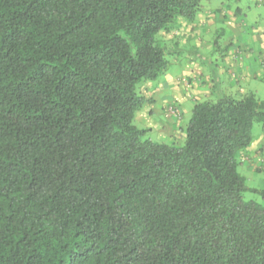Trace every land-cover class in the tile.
<instances>
[{
	"label": "trees",
	"instance_id": "1",
	"mask_svg": "<svg viewBox=\"0 0 264 264\" xmlns=\"http://www.w3.org/2000/svg\"><path fill=\"white\" fill-rule=\"evenodd\" d=\"M203 1L0 0V264H264V99L197 101L181 144L135 124Z\"/></svg>",
	"mask_w": 264,
	"mask_h": 264
},
{
	"label": "rangeland",
	"instance_id": "2",
	"mask_svg": "<svg viewBox=\"0 0 264 264\" xmlns=\"http://www.w3.org/2000/svg\"><path fill=\"white\" fill-rule=\"evenodd\" d=\"M258 5L260 7H257ZM242 14L246 15L248 30L253 24L263 26L264 0H205L194 21L181 20L178 27L159 34L160 44L167 52L169 67L158 79L139 86L147 101L135 116L136 125L150 129L148 137L177 144L183 142L185 125L194 104L205 100L211 91V86L206 87L205 80L198 86L189 87L188 85L192 84L190 80L197 69L212 76V71L217 70V65L226 66L224 55L233 53L234 56L240 47L242 50L248 47L244 46L248 36L247 29L241 39L230 38L231 43L225 46V40H229L230 36L229 29L226 31L227 22L235 15L239 17ZM179 75L185 77L181 79V83L172 81V78L178 80ZM214 79L213 76V83L216 84ZM238 81L241 83L243 80ZM262 91L264 92V89ZM217 95V91L213 90L210 98ZM261 98L264 99V93ZM166 114L168 120L166 117L163 119ZM253 134L255 140L241 153L238 170L246 177L249 188L244 192V198L264 204V134L260 123L254 124Z\"/></svg>",
	"mask_w": 264,
	"mask_h": 264
},
{
	"label": "crops",
	"instance_id": "3",
	"mask_svg": "<svg viewBox=\"0 0 264 264\" xmlns=\"http://www.w3.org/2000/svg\"><path fill=\"white\" fill-rule=\"evenodd\" d=\"M257 7H260L259 5ZM240 10V9H238ZM240 15L239 17L235 15V17L231 18L228 21V26L226 31L229 29V40H225V46H228L231 43V40L241 39V35L246 32L248 28L246 25L248 23L245 22L246 15ZM251 29V30H250ZM248 36L245 39L244 46H248L246 49L239 48L236 50V55H224L225 59H223L224 64L226 66L217 65V70H213V75L211 76L209 73L205 74L203 70L197 69L193 79H189L192 84L190 86H198L201 81H206V87L211 86V91L216 90L218 95L220 94H230L235 96H241L249 91H254L261 98L263 97V89H264V25L258 27L257 24H253L249 30L247 29ZM248 50H250L248 52ZM229 67V68H228ZM204 74V75H202ZM192 77V75H189ZM216 80V84L213 83ZM242 78V79H239ZM184 76L179 75L178 80H175L178 83H181V79L183 80ZM166 78L164 82H166ZM238 80H243L241 83ZM220 86H223L221 89ZM224 90V91H223ZM211 91L207 94V98L211 96ZM217 95V96H218ZM206 97V95H203ZM164 97V95H163ZM206 98V99H207ZM263 99V98H261ZM182 107H185L182 105ZM138 114V112H136ZM166 117L168 120L167 114L163 117ZM186 126V125H185ZM185 135V131L183 132ZM162 137V136H161ZM165 138V137H163ZM184 138V136H183ZM165 141V140H163Z\"/></svg>",
	"mask_w": 264,
	"mask_h": 264
}]
</instances>
